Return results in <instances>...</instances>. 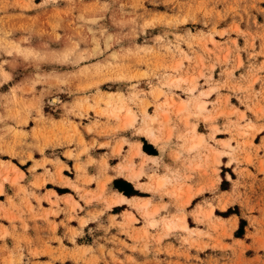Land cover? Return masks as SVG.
Listing matches in <instances>:
<instances>
[{"label": "rangeland", "instance_id": "374dc122", "mask_svg": "<svg viewBox=\"0 0 264 264\" xmlns=\"http://www.w3.org/2000/svg\"><path fill=\"white\" fill-rule=\"evenodd\" d=\"M262 70L264 0H0V193L4 181L15 184L24 176L14 162L33 159L36 148L42 159L33 169L53 163L50 154H59L64 146L80 147V158L98 144L111 143L86 140L82 128L115 137L133 131L150 150L153 145L161 150L157 157L142 151L140 141L117 137L115 151L121 153L128 142L130 152L116 172L134 183L141 196H126L128 201L120 203H127L129 211L109 215L107 224L100 220L104 232L95 243L85 245L89 239L83 234L82 245L71 250L49 243L42 250L29 248L31 255L48 254L45 264H231L227 252L238 250L230 240L239 243L241 253L249 247L234 239L245 233L247 221L241 217L233 231L235 223L223 218L240 209L225 210L230 200L219 193L221 158L228 155V164L235 161L239 176L245 171L252 175L240 164L252 163L245 151L253 145L249 137L260 129L248 113L264 116V88H255L264 80L258 73ZM128 111L134 122H128ZM85 121L89 124L84 126ZM219 132L229 138L216 139ZM66 155L74 154L69 149ZM198 159L205 160L204 168L202 162L191 166ZM61 163L55 171L46 169L47 179L70 185L90 202L86 195L92 192L64 176ZM194 169L203 171L204 186L194 188ZM133 171L141 176L133 178ZM158 176H165L164 185H156ZM110 180L107 176L98 183L96 198L105 195ZM220 186L225 189L229 183L224 178ZM112 188L117 189L114 183ZM205 188L206 197L193 199ZM120 194L126 195H106V208L118 204L114 200ZM69 199L73 213L68 219L76 217L80 227L102 213L77 217L75 210L82 206ZM146 200L149 204L143 206ZM43 219L56 229L48 213ZM73 229V235L83 233ZM249 236L257 252L264 250V231ZM241 253L233 264H264L259 254L248 259ZM22 255L20 251L19 262Z\"/></svg>", "mask_w": 264, "mask_h": 264}, {"label": "crops", "instance_id": "0c3cea01", "mask_svg": "<svg viewBox=\"0 0 264 264\" xmlns=\"http://www.w3.org/2000/svg\"><path fill=\"white\" fill-rule=\"evenodd\" d=\"M262 76H264V70L259 71ZM262 79L256 83L255 88H264V80ZM248 117L255 126L260 128L256 132H253L249 138L252 139L253 145L246 148L252 157V163H247L243 160L240 164L242 168L248 169L252 175H248L246 171L244 175L239 176L237 169L238 166L235 161L228 164L229 156H222L221 163V182L225 178L229 187L223 189L219 183V193L224 194V198H228L230 202L225 207V210L236 205L240 209V213L231 214L229 216L223 217L226 220H232L235 223V228L233 231L238 229L240 224V218L243 217L247 221L245 226V233L242 236H235L234 239L240 241L247 246H249L243 253L240 252L239 243L235 241H229L237 248V254L233 255L232 252H227L229 261L231 264L236 263L238 259L236 256L238 253L244 254L248 259L254 258L257 254L264 257V250L259 249L256 251V242L253 237L249 236V233L260 234L264 231V116H255L254 114L248 113ZM101 120V119H100ZM104 121V120H101ZM94 120L91 119L89 123L95 126ZM85 121L83 124H89ZM203 126L199 124L198 130ZM263 126V127H260ZM102 124H100L96 129H100ZM95 128V127H94ZM209 137L210 132L208 130L202 131ZM83 136L86 140H90L95 137L98 142L110 141L107 145H96L90 148L87 152L82 153L80 158H76L80 147L70 146L69 149L73 152V157L67 156L66 152L69 150L67 147H63L58 153L50 154L51 159L55 160L53 163H46L45 166L38 165L35 169L36 162L42 159L40 151L36 148L32 150L33 159H27L22 165L14 162L23 172L24 176L20 177L18 181L13 184L9 181H4L2 184L3 192L0 193V264H32L37 262L38 264H45L50 261V257L45 253H38L37 256H32L29 252V248H35L37 250H42L47 244H51L53 247L63 248L65 250H71L76 247L82 239L83 234L85 238L89 239V243L85 245H91L102 236L103 232L98 223L100 220L107 224L109 220V215H117L118 217L125 211H129L127 203L114 204L111 208H106V200L104 199L106 195H111L114 191H119L118 189H111L114 180L118 178H123L122 175L117 174L116 166L122 160V157L130 152V144L125 142L122 146L121 153H117L116 150V138L122 137L129 142L140 141L141 150L144 149V142L142 135H135L133 131L119 132V136L114 135H97L88 132L85 128H82ZM216 139L223 140L229 138L228 133L219 132L215 135ZM210 139V138H209ZM211 142V140H209ZM109 143V142H108ZM236 141H232L235 145ZM215 145V144H213ZM218 149H223L222 144L216 143ZM60 147H56L58 149ZM153 148L158 151V154H152L155 156L161 155V150L158 145H153ZM55 149V148H54ZM179 149V148H178ZM47 150V149H46ZM128 152V153H127ZM244 154V153H243ZM247 154V153H246ZM64 164L62 168V173L64 176L69 177L72 182L78 185H83L86 189H89L92 194L86 195L87 198H91L90 202H87L84 198L79 197L77 192L70 185H60L54 183L49 178L47 179L46 169L51 172L55 171L57 166H59L60 161ZM3 160H9L8 158H1ZM135 162H138V157H135ZM37 160V161H36ZM93 160V161H92ZM36 161V162H35ZM168 161V158L165 162ZM107 165H105L106 163ZM172 166L174 163L169 161ZM190 161L187 160V164ZM195 162H202L201 168L205 167V160L191 161V166L194 167ZM79 163L81 168L77 170L76 166ZM263 168V171L261 170ZM1 170V168H0ZM70 174H67L66 172ZM227 174L230 177H227ZM16 175L15 172H11V176ZM111 177V180L106 184L105 195L98 199L97 194H99L98 183L102 182L104 179ZM46 177L45 181L41 184L43 178ZM93 178L90 184L86 183L85 180L88 178ZM2 179L0 178V183ZM191 182L194 188L206 183V177L203 171L194 169L192 172ZM238 182V183H236ZM133 184L134 189H139ZM62 188L64 190H59ZM208 189H204L197 197L207 196ZM55 192V193H54ZM124 193V192H122ZM220 194V195H221ZM121 195V194H120ZM124 195V194H123ZM141 196L138 194L125 195V197ZM67 197H72L77 200L82 209L76 208L77 217H88L92 213H96L102 210V213L98 218L89 219L88 222L80 227L78 224V219L74 217L73 219H68L72 212L71 199L66 201ZM126 197L127 201L128 198ZM149 197V196H144ZM210 197V196H209ZM103 198V199H102ZM127 205V207H126ZM57 211V214H52L51 211ZM49 214V219L54 221L57 226L56 229H52L51 225L47 223L43 217L45 214ZM76 228L78 230L82 229V234L73 235V231ZM113 231V230H111ZM113 233V232H112ZM60 237V240L56 238ZM241 244V243H240ZM244 249V248H243ZM58 249L57 254L60 252ZM20 251H22V262L18 261ZM70 257H67L68 261ZM56 264H62L63 262L57 260Z\"/></svg>", "mask_w": 264, "mask_h": 264}, {"label": "bare ground", "instance_id": "6f19581e", "mask_svg": "<svg viewBox=\"0 0 264 264\" xmlns=\"http://www.w3.org/2000/svg\"><path fill=\"white\" fill-rule=\"evenodd\" d=\"M176 99H173V101H175ZM184 100H182V101H180L181 103H184L183 102ZM186 105V104H185ZM186 107V106H185ZM184 107V108H185ZM200 107L201 108H204V106L203 105H200ZM127 120H128V122L129 123H131L133 120L135 121V116L133 115V113L132 112H130V111H128V113H127ZM126 120V121H127ZM133 121V122H134ZM127 122V123H128ZM147 131H148V133L149 134H151V136H153V137H156V135H155V133H154V131H153V129H152V127H149L148 129H147ZM203 141V140H202ZM198 147V146H197ZM132 170H133V168H132ZM130 175L133 177V178H135V179H137V178H139L140 176H141V174H140V172L139 171H133L132 173L130 172ZM131 177V178H132ZM165 177V176H164ZM163 176H158V178H157V180H156V185H158V186H162V185H164L165 183H166V178H164ZM158 188V187H157ZM125 201H127V199H126V197H125V195H123V194H121L119 197H117L116 198V200H114V202L115 203H120V202H125ZM149 204V200H146L142 205L143 206H147ZM149 209V208H148ZM152 211V210H151ZM170 225V224H169Z\"/></svg>", "mask_w": 264, "mask_h": 264}, {"label": "trees", "instance_id": "16d2710c", "mask_svg": "<svg viewBox=\"0 0 264 264\" xmlns=\"http://www.w3.org/2000/svg\"><path fill=\"white\" fill-rule=\"evenodd\" d=\"M148 146L149 145L147 143H144V150L145 151H147L148 153H151V154H157L156 150H150ZM114 186L119 191L124 192L126 195L139 194V192L136 189H134L133 185L131 183L125 181L123 178L115 179L114 180ZM243 225H244V220L241 221V226H240L239 230H242Z\"/></svg>", "mask_w": 264, "mask_h": 264}]
</instances>
